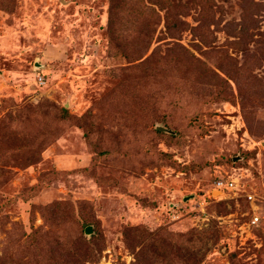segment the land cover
Returning a JSON list of instances; mask_svg holds the SVG:
<instances>
[{"label": "rangeland", "instance_id": "obj_1", "mask_svg": "<svg viewBox=\"0 0 264 264\" xmlns=\"http://www.w3.org/2000/svg\"><path fill=\"white\" fill-rule=\"evenodd\" d=\"M155 3L0 0V262L264 264V0Z\"/></svg>", "mask_w": 264, "mask_h": 264}, {"label": "trees", "instance_id": "obj_2", "mask_svg": "<svg viewBox=\"0 0 264 264\" xmlns=\"http://www.w3.org/2000/svg\"><path fill=\"white\" fill-rule=\"evenodd\" d=\"M150 2L153 4H156L155 0H150ZM170 6H174V5H170ZM171 14L172 15H170V16L167 15V18L165 19V21H166L165 23L168 24L171 21L174 23V21L176 19L175 16L178 14L177 10H175V6H174V11H172ZM142 61H144V59ZM217 68L222 71L225 78L220 77L213 70H210V71H211V73H213V75L217 76V78H219L221 81L227 82L228 79H232V80L235 79V78H233V75L228 70H226V68L224 66H218ZM254 80H255V78L249 77V81L247 82L248 84L246 85L245 88L249 87L250 89L255 91L254 93H257L259 90H257L256 87L255 88L252 87V85L254 84V82H253ZM192 81L194 82L195 80H192ZM261 84H263V83L262 82L256 83V86H261ZM238 88L240 89L239 92L241 93L243 88H240L239 86H238ZM63 111L66 112L65 109H63ZM168 129H170V128H168ZM156 130L159 131V129H156ZM1 207H2V205L0 203V208ZM42 215H43V218L45 219L46 223L48 224V228L49 227L50 228L51 227H59V225H60V227H62L64 229L67 228V231L63 232L64 233L63 236L72 235L70 237V241H72L71 243L76 244V246H80V247L82 246L84 239L81 236V232H80L81 228L83 227V232L85 233V227L91 226V224H89L91 222L86 221L84 218L80 217L75 211H73L72 207L70 206V204L68 202L66 203L65 201L56 200V201H53L51 203H48V204L43 206ZM48 230H44V229L40 228V229L35 230L33 234L29 235L30 238L33 239L31 241L32 243H31L30 249L39 248L40 244L47 240V238H48L47 234L50 232V231L48 232ZM76 230H77V233H76ZM92 232H93V230L91 228V232L88 235L91 236ZM85 234H87V233H85ZM56 236H57L56 239L48 245L49 250L51 249V246L54 247L53 249L55 251L57 249H60V247H63V246L68 244V242L65 241L63 239V237H59V235H56ZM212 236H213V234H212ZM1 259L2 258H0V260ZM49 262H54V260H50ZM0 264H8V263H7V261L3 260L0 262ZM41 264H50V263H47L44 260H41ZM51 264H54V263H51Z\"/></svg>", "mask_w": 264, "mask_h": 264}, {"label": "built area", "instance_id": "obj_3", "mask_svg": "<svg viewBox=\"0 0 264 264\" xmlns=\"http://www.w3.org/2000/svg\"><path fill=\"white\" fill-rule=\"evenodd\" d=\"M37 83L40 85V84H43L44 81H43V77L42 76H38L37 77ZM235 180L233 178H227L226 180H223V179H218L216 182H215V187L219 190H221V192H223L224 190L226 191H232L234 189H237L236 188V184L234 182ZM248 198L249 199H252V195H248ZM250 222L252 224H255V225H258L260 222H263L264 224V215H261L260 217H258L257 215H254L252 217V219L250 220Z\"/></svg>", "mask_w": 264, "mask_h": 264}, {"label": "water", "instance_id": "obj_4", "mask_svg": "<svg viewBox=\"0 0 264 264\" xmlns=\"http://www.w3.org/2000/svg\"><path fill=\"white\" fill-rule=\"evenodd\" d=\"M155 128H156V129H159V130H161V131H164V132H171L170 129H168V128H166V127H163V126L160 125V124H157V125L155 126ZM90 232H91V226H86V227H85V233L89 234Z\"/></svg>", "mask_w": 264, "mask_h": 264}]
</instances>
